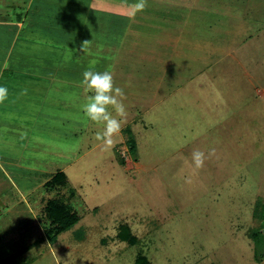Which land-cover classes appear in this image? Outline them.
Returning a JSON list of instances; mask_svg holds the SVG:
<instances>
[{
	"label": "rangeland",
	"instance_id": "374dc122",
	"mask_svg": "<svg viewBox=\"0 0 264 264\" xmlns=\"http://www.w3.org/2000/svg\"><path fill=\"white\" fill-rule=\"evenodd\" d=\"M137 2L36 0L58 19L0 50V264H264V0ZM89 69L125 92L111 148ZM52 199L78 218L54 240Z\"/></svg>",
	"mask_w": 264,
	"mask_h": 264
},
{
	"label": "clouds",
	"instance_id": "9594fccd",
	"mask_svg": "<svg viewBox=\"0 0 264 264\" xmlns=\"http://www.w3.org/2000/svg\"><path fill=\"white\" fill-rule=\"evenodd\" d=\"M147 7V0H138L134 5L137 12H142ZM89 41H85L84 46ZM82 85L85 86L93 94L87 99V102L81 106L82 111L91 121L103 125V132L96 135V139L101 141L106 148H111L116 143V137L119 136L123 124L126 122L127 108L124 104L126 99L125 92L121 87L115 85L114 76L111 71L105 70L97 72L93 70H85L83 72ZM28 94V90L22 89L21 96ZM9 96L8 89L0 86V104H3ZM113 109V111L109 109ZM215 155V149L209 150L207 156L205 152L194 150L192 152V161L196 169L203 168L207 158Z\"/></svg>",
	"mask_w": 264,
	"mask_h": 264
},
{
	"label": "crops",
	"instance_id": "0c3cea01",
	"mask_svg": "<svg viewBox=\"0 0 264 264\" xmlns=\"http://www.w3.org/2000/svg\"><path fill=\"white\" fill-rule=\"evenodd\" d=\"M35 1L36 0H0V31H3V33L0 34V50L3 49V51H7L8 49V52H10V50L14 46L15 39L17 38V36H19V34H21V31H23L25 25L26 27L31 28V24H34V26H38L43 20L49 21L58 19L55 18V16H53L52 18L50 14V18L48 17L47 19L46 14L51 11V9L47 7L48 5L50 6V1L46 3L47 6L43 4L41 7H39V10L33 11V5L35 4ZM4 43H9L6 45L8 46L7 48H3L4 46L1 47L2 45H4ZM0 65V82H3V72L7 65V57H4L1 60ZM8 97H11L10 94ZM7 107L8 106H5V108L0 110V112H3ZM1 116L2 115L0 114V117ZM58 173L64 172L60 171Z\"/></svg>",
	"mask_w": 264,
	"mask_h": 264
},
{
	"label": "trees",
	"instance_id": "16d2710c",
	"mask_svg": "<svg viewBox=\"0 0 264 264\" xmlns=\"http://www.w3.org/2000/svg\"><path fill=\"white\" fill-rule=\"evenodd\" d=\"M129 151H135V141L134 139L129 140ZM52 184V187H61L66 185V176L64 173L56 174L51 180L47 183ZM64 200L62 199H52L45 203L44 208V221H45V235L50 239L54 240L58 234L77 223L76 214L70 213V209L67 206H64ZM125 237V235H124ZM256 237V235H254ZM257 255V254H256Z\"/></svg>",
	"mask_w": 264,
	"mask_h": 264
}]
</instances>
